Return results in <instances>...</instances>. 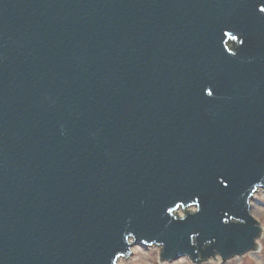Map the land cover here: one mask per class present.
Returning <instances> with one entry per match:
<instances>
[{
    "label": "water",
    "instance_id": "1",
    "mask_svg": "<svg viewBox=\"0 0 264 264\" xmlns=\"http://www.w3.org/2000/svg\"><path fill=\"white\" fill-rule=\"evenodd\" d=\"M261 187L264 0H0V264H224Z\"/></svg>",
    "mask_w": 264,
    "mask_h": 264
},
{
    "label": "rangeland",
    "instance_id": "2",
    "mask_svg": "<svg viewBox=\"0 0 264 264\" xmlns=\"http://www.w3.org/2000/svg\"><path fill=\"white\" fill-rule=\"evenodd\" d=\"M251 213L259 222L262 233L259 239V247L243 255H237L228 259L224 264H264V187L255 192L250 200ZM193 209V208H192ZM180 216L184 215V209H179ZM134 257L121 258V264H196L188 257H183L179 262H168L161 259V247H146L137 245L133 247ZM202 260L200 264H223L222 257L217 254V258Z\"/></svg>",
    "mask_w": 264,
    "mask_h": 264
},
{
    "label": "bare ground",
    "instance_id": "3",
    "mask_svg": "<svg viewBox=\"0 0 264 264\" xmlns=\"http://www.w3.org/2000/svg\"><path fill=\"white\" fill-rule=\"evenodd\" d=\"M218 259H219V257H218ZM122 260V259H121ZM121 260H120V262H121Z\"/></svg>",
    "mask_w": 264,
    "mask_h": 264
}]
</instances>
